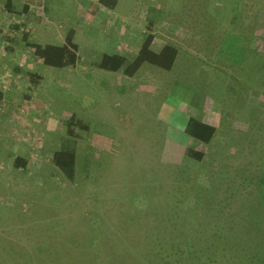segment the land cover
Masks as SVG:
<instances>
[{"label":"rangeland","instance_id":"rangeland-1","mask_svg":"<svg viewBox=\"0 0 264 264\" xmlns=\"http://www.w3.org/2000/svg\"><path fill=\"white\" fill-rule=\"evenodd\" d=\"M25 2L11 0L17 14L0 0V264H51L59 260L54 251L75 263L81 248L99 251L104 264L147 261L151 246L139 240L135 248L133 237L150 223L124 238L120 229L131 218L146 224L154 215H218L219 208L244 221L264 218L260 185L239 176L252 157L264 156V84L257 77L238 87L242 71L233 63L235 49L264 35V0H118L114 9L97 0H44L28 10ZM149 21L154 49H178L170 70L144 63L130 77L97 67L104 53L135 58ZM22 27L34 42L59 45L73 28L76 65H44L22 41ZM237 34L245 41L233 42ZM71 115L87 128L69 134ZM190 115L216 125L210 144L184 132ZM74 134L71 183L51 156ZM189 147L203 150V159L190 158ZM16 157L26 169L13 165ZM181 198L182 213L171 210ZM241 232L240 249L226 245L228 256L254 247L253 235ZM181 253L167 255V264H191Z\"/></svg>","mask_w":264,"mask_h":264},{"label":"trees","instance_id":"trees-1","mask_svg":"<svg viewBox=\"0 0 264 264\" xmlns=\"http://www.w3.org/2000/svg\"><path fill=\"white\" fill-rule=\"evenodd\" d=\"M44 0H27L24 3L23 9L28 10L30 5H42ZM98 5H102L109 9H114L118 0H97ZM5 8L9 12L19 14L18 10L11 7V0H6ZM261 9H264L261 8ZM264 11V10H263ZM152 21H149L144 40L142 41L135 58L129 59L120 53H104L97 67L108 71L123 70L126 76H133L144 63L170 70L175 63L178 55L177 47L172 43H164L159 49L153 48L154 34L151 29ZM153 24V23H152ZM14 30H17L19 25H13ZM29 29L22 27V41L25 46L29 47L33 54L40 58L44 65L54 68H63L66 66H75L79 56L77 45L74 42L73 28L68 29L64 42L62 44L52 43H37L29 39ZM233 42L245 41L240 35L233 37ZM260 43L253 44L250 47L245 43L244 49L236 50L233 57V63L242 71V77L236 78L240 88L248 86L252 87L251 81L260 77L261 84H264V35L259 36ZM231 42V40H230ZM33 75V74H31ZM259 80V79H258ZM235 91L234 87H230ZM264 94V89H261ZM68 133L71 134L75 128H87V124L78 118L76 115H71L65 121ZM184 132L200 144L208 145L216 135L217 127L214 123L201 119L197 116H188L183 123ZM76 134L67 137L62 141L58 149L51 156L52 163L63 174V176L71 183L75 180L76 174ZM187 155L197 161H201L204 157V151L199 148L189 147ZM28 161L23 157H16L13 165L19 169H26ZM88 162L86 161V169ZM239 176L241 179L257 180L261 187L260 196L264 199V156L252 157L250 161L240 170ZM245 180V179H244ZM256 182V181H255ZM187 198L176 200L170 207L171 210L177 212L183 211V206L186 205ZM168 211V210H166ZM217 211V210H216ZM219 214L222 210L218 209ZM180 213V214H181ZM154 215L153 219L146 224L134 223V218L130 221V225H123L120 232L122 235L130 234L128 231L135 225L144 227L148 225V229H143L141 234L147 233L144 237L141 234H136L133 237V246L138 247L137 242L141 240L144 244L151 246V251L148 252L146 260L133 259L132 264H161L156 261L161 253L165 254L163 264H167V255H171L175 250L181 251L182 257L188 260L191 264H264V218L260 221L256 218L257 215H246L244 221L243 215ZM260 226V227H257ZM241 227L253 235L255 245L251 249H247L244 255H238L232 249L228 256L227 246H234L240 249V237L242 236ZM125 244V242H124ZM79 250V255L82 260L75 263H68L62 260L64 253L54 251L52 256L59 260H52L51 264H104L99 251L94 250ZM214 249L215 254H211ZM87 251V252H86ZM221 254L222 256H218ZM218 257H216V256ZM228 256V257H227ZM112 258V252L110 253ZM98 261V262H97ZM107 263L112 264L110 259Z\"/></svg>","mask_w":264,"mask_h":264},{"label":"crops","instance_id":"crops-1","mask_svg":"<svg viewBox=\"0 0 264 264\" xmlns=\"http://www.w3.org/2000/svg\"><path fill=\"white\" fill-rule=\"evenodd\" d=\"M154 48V47H153ZM160 48V47H159ZM159 48H157V49H159ZM142 66H143V64H142Z\"/></svg>","mask_w":264,"mask_h":264}]
</instances>
